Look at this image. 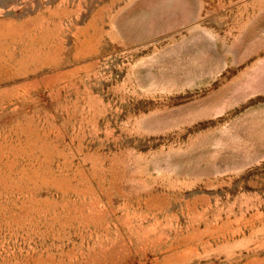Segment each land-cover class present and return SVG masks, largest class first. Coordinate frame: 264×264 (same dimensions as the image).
<instances>
[{"label": "rangeland", "instance_id": "1", "mask_svg": "<svg viewBox=\"0 0 264 264\" xmlns=\"http://www.w3.org/2000/svg\"><path fill=\"white\" fill-rule=\"evenodd\" d=\"M0 264H264V0H0Z\"/></svg>", "mask_w": 264, "mask_h": 264}]
</instances>
